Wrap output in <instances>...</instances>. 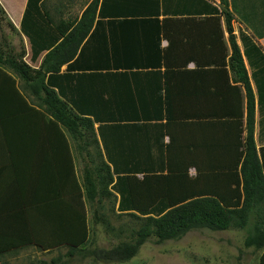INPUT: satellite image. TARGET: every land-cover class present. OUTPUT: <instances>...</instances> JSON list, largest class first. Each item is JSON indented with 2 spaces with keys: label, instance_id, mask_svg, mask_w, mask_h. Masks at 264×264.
<instances>
[{
  "label": "trees",
  "instance_id": "trees-1",
  "mask_svg": "<svg viewBox=\"0 0 264 264\" xmlns=\"http://www.w3.org/2000/svg\"><path fill=\"white\" fill-rule=\"evenodd\" d=\"M114 1L124 5L123 0ZM140 1L145 10L151 7L156 10L152 18L156 23L166 25L177 12V8L172 7L173 0ZM197 1L205 4L206 12L209 7L210 13L200 22L210 24L222 46L221 17L230 33L228 62L215 65H221L219 67L226 72L228 65L234 81L244 87V136L241 118L235 121L188 120L171 118L167 112L165 118L159 120H140L124 111L100 118L102 112L82 109L79 70H75L79 69L76 54L82 38L79 39V22L87 25L80 32L85 35L93 21V1L80 20H62L54 24L44 9L43 0H27L20 31L30 42L31 59H36L44 50L48 52L38 69L24 62L23 49L16 52L0 49V55L6 56L4 64L26 82L33 78L41 82L40 88L33 91L47 105L58 133L61 134L57 124L60 123L76 141L82 167L78 184L69 154L67 205L60 208L59 192L53 188L52 205L48 208L45 209L47 205L23 208L20 221L14 226L13 238L2 241V251L27 245L43 250L67 246L77 251L81 258L107 259L101 250L83 247L90 235L88 205L96 221L105 220L103 209L107 205L118 216L127 215L138 225L137 231L128 235V241L118 246L120 249L128 251L130 248L135 252L149 237L162 243L178 240L190 230H226L250 224L247 243L261 250L259 262L264 264V145L260 147L259 156L253 140L254 96L232 34L234 16L228 0H219L218 6L207 0ZM104 2L108 0H102L101 6ZM128 2L133 3V0ZM159 15L163 18L159 19ZM193 15L197 14L190 17H195ZM2 22L13 29L0 6V24ZM73 23H77V27L69 31ZM241 37L249 56L253 48L260 54L259 68L262 69L264 55L247 35ZM214 39L213 52L218 43ZM65 63L66 70L59 72ZM232 87L240 91L238 86ZM94 123H98L96 129ZM165 137L168 138L166 142ZM191 168L194 174H190ZM75 192L77 201L74 200ZM4 236L11 237V234Z\"/></svg>",
  "mask_w": 264,
  "mask_h": 264
},
{
  "label": "crops",
  "instance_id": "crops-1",
  "mask_svg": "<svg viewBox=\"0 0 264 264\" xmlns=\"http://www.w3.org/2000/svg\"><path fill=\"white\" fill-rule=\"evenodd\" d=\"M123 1V6L114 0L101 6L102 0H43L44 9L54 24L80 20L87 6L93 4V21L85 35L80 32L87 25L79 22V39L82 38L76 54L79 69L75 70H79L81 108L102 112L100 118L121 111L131 112L140 120H159L167 112L171 118L188 120L241 118L244 136V87L234 81L228 65L227 72L221 65H215L228 62L231 54L230 33L223 17L220 18L222 46L210 24L200 22L210 13L209 7L206 12L204 3L173 0L172 7L177 12L164 25L153 21L154 8L145 10L140 0ZM207 1L215 6L219 4V0ZM26 2L0 0L6 19L13 27L10 30L0 24V30L10 32L0 34V41L7 42H0V49L13 52L23 49L24 62L38 69L48 51L31 59L30 42L20 31ZM228 3L234 16L232 34L254 96L253 140L260 156V147L264 145V67L259 68L261 57L254 48L249 56L241 36L247 35L264 55V0H228ZM192 14L197 15L190 17ZM74 27L77 23L68 30ZM213 37L218 42L214 52ZM5 59V55H0V246L4 238H13L14 226L20 221L23 208L47 205L46 209L52 205L53 188L59 192L60 208L67 205L69 154L78 184L82 167L76 141L60 123L57 124L63 134L58 133L47 105L33 91L40 88L41 82L36 78L26 82L4 64ZM66 68L67 63L61 65L59 72ZM47 76L48 73L45 81ZM232 86H238L240 91ZM97 126L94 123L95 129ZM97 139L102 147L98 135ZM189 172L194 174V169ZM73 194L77 201V192ZM8 233L11 237L4 236ZM17 249L2 251L0 248V260Z\"/></svg>",
  "mask_w": 264,
  "mask_h": 264
},
{
  "label": "rangeland",
  "instance_id": "rangeland-1",
  "mask_svg": "<svg viewBox=\"0 0 264 264\" xmlns=\"http://www.w3.org/2000/svg\"><path fill=\"white\" fill-rule=\"evenodd\" d=\"M9 33L7 29L0 30V34ZM103 213L105 220L96 221L93 209L88 205L90 235L83 247L99 249L107 259L81 258L77 251L67 246L43 250L27 245L2 256L0 264H260L261 250L247 243L250 224L226 230H190L178 240L162 243L149 237L134 252L118 246L128 241V235L136 232L138 225L127 215L118 216L107 205Z\"/></svg>",
  "mask_w": 264,
  "mask_h": 264
}]
</instances>
